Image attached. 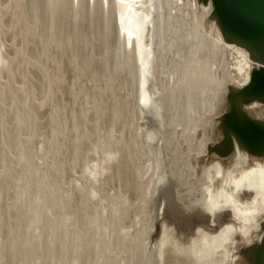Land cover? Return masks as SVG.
Returning a JSON list of instances; mask_svg holds the SVG:
<instances>
[{
	"label": "rangeland",
	"instance_id": "obj_1",
	"mask_svg": "<svg viewBox=\"0 0 264 264\" xmlns=\"http://www.w3.org/2000/svg\"><path fill=\"white\" fill-rule=\"evenodd\" d=\"M159 2L158 117L141 105L139 37L131 49L122 45L110 3L0 0V264H175L166 253L171 241L159 252L158 178H172L173 204L207 198V161L227 93L222 54L238 38L209 23L220 25L217 0ZM248 63L264 76V65ZM253 80L235 83L246 96ZM232 110L225 146L237 148V137L259 144L253 123ZM262 200L248 219L229 211L216 223L195 215L207 230L221 224L228 234L198 264H246L248 247L264 238ZM167 208L171 216L169 206L161 213L170 232L185 235Z\"/></svg>",
	"mask_w": 264,
	"mask_h": 264
},
{
	"label": "bare ground",
	"instance_id": "obj_2",
	"mask_svg": "<svg viewBox=\"0 0 264 264\" xmlns=\"http://www.w3.org/2000/svg\"><path fill=\"white\" fill-rule=\"evenodd\" d=\"M76 1L77 0H72L74 5L76 4ZM84 1L91 3V1L94 0ZM98 1H102L103 5L110 3L113 26L115 24L118 25L121 39L122 36L124 38V43L122 45L125 44L131 49L136 35L137 38L139 37L142 50L143 69L141 105L144 107L143 109L145 111L150 105L151 108L149 109L153 110L159 117L161 98L160 88L157 84V79L159 77L156 78L157 69L154 47L155 19L158 12L157 7L160 5L159 0ZM217 5L218 11L216 12V16L220 21V25H218L212 18L209 19V23L210 20L211 22H214L218 29V33L221 30H224V32L228 31V34L232 35V37H237L238 43H228L231 47L225 48L222 54V58L225 63L224 74L225 81L227 82V93L225 95V102L222 109L224 118H222L220 123H216L217 125L214 127L216 129V133L215 136H212L214 137V141L218 140V146L210 155L209 158L211 160L209 159L207 161V168L210 174L208 177L209 183L206 188L208 194L207 198L199 205H197L195 201H184L185 203L176 201V203L173 204L171 198L172 195L168 192L169 189L172 188L173 181L168 173H164L165 175L158 178V187L155 189V193L157 194L155 208L158 214L157 219H159L157 237H160L159 233L161 232L164 234V237L160 242L161 244L159 245V252L161 255H165L164 246L171 241V248L166 253L167 256L171 257L172 262L175 264H198L204 257L212 258L213 253L221 247L224 241L228 238V234L226 232L227 228L225 225L221 226V224H219L217 225V228L207 230L204 222L196 219L193 220L195 215L200 217L206 216L214 223H216L218 219L217 216L222 211H229L231 214L230 216L233 217H236L235 214H239L241 217H244V219H248L249 216L256 211L257 199L259 196L262 197L264 204V76H256L255 69L251 68L248 63V60H252L259 65H264V0H217ZM251 22L254 25H252ZM225 34L227 35L226 32ZM217 42H221V40L219 39ZM241 47L245 50H242ZM202 51H205V49ZM252 75L254 76L253 81L255 82V85L253 86L251 93L245 96L243 95L239 85L235 82H246ZM235 108L245 114V119L253 123L255 127L254 132H258L257 135L259 134L262 136L255 137L257 136L256 134L252 136V138H257V141L259 140V144H252L254 147L247 145V142L243 141L242 137L236 138L240 143L237 148L233 146L234 142L231 143L232 141L227 143L228 148L223 142L225 126L229 118L235 117L236 114L232 113L234 112L232 109ZM144 130L147 132L146 128ZM220 136L221 138H219ZM148 140L150 141V138H148ZM153 140L152 142L148 141L149 144L153 143ZM229 143H231V146H229ZM228 149H230V151H228ZM155 164L156 163L153 162V167ZM157 170L155 169L154 172L153 169L152 172L156 175ZM149 175L152 177L154 174L152 173V175ZM153 180H156V178H153ZM148 181L150 180L147 179L145 182L146 187H148L146 184ZM153 183L155 184L154 181ZM167 187L169 188L167 189ZM150 188H147V190ZM141 193L142 192H140V194ZM167 201L169 204H167ZM164 206H169L171 212H173L171 216H168L170 215L168 208L165 209L167 210L166 217L171 219L173 222L172 224H174L173 228H182L183 231H186L185 235L175 236L173 232H170L173 230L170 229L171 226L167 219H164L162 215L163 212L161 213ZM254 227L255 225L251 228ZM260 228L262 230L261 233H264V223H261ZM250 231H248V234ZM258 243H260L259 247H248V250H246L248 252L246 256L243 257L246 264H264V238L263 240L259 239ZM260 248L263 250L257 252ZM251 254L254 255L251 256ZM57 260L60 262L59 259ZM44 263H46V261Z\"/></svg>",
	"mask_w": 264,
	"mask_h": 264
}]
</instances>
